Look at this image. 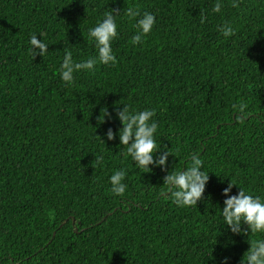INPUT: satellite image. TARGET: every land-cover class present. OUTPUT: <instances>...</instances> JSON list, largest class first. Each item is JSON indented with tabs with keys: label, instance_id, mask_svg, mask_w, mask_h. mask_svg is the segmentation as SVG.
<instances>
[{
	"label": "trees",
	"instance_id": "obj_1",
	"mask_svg": "<svg viewBox=\"0 0 264 264\" xmlns=\"http://www.w3.org/2000/svg\"><path fill=\"white\" fill-rule=\"evenodd\" d=\"M216 2L0 0V264H241L248 236L220 208L230 182V195L241 186L264 198V0H220L219 13ZM129 7L156 16L142 43ZM112 11L115 63L62 81L65 52L95 58L89 29ZM32 35L45 56L33 57ZM125 105L154 111L157 143L173 153L165 169L144 173L118 135L107 140ZM193 153L209 180L196 205L177 206L163 178ZM120 168L117 196L109 177Z\"/></svg>",
	"mask_w": 264,
	"mask_h": 264
},
{
	"label": "clouds",
	"instance_id": "obj_2",
	"mask_svg": "<svg viewBox=\"0 0 264 264\" xmlns=\"http://www.w3.org/2000/svg\"><path fill=\"white\" fill-rule=\"evenodd\" d=\"M235 6L236 0H233V7ZM221 8L222 3L217 0L212 10L219 13ZM125 14L129 18L140 17L137 20V34L133 36V43H142L143 37L153 29L156 16L149 12H145L141 16L138 9L134 7H129ZM221 32L223 36L228 37L233 34V28L225 25L221 28ZM88 35L95 42L97 56L76 62L71 51H66L59 69L62 81L72 83L74 73L82 70H93L97 62L104 65L115 63L116 57L113 54L112 41L118 35L116 13L114 11L106 12L104 18L98 21L95 27L89 29ZM29 42L33 57L36 55L43 57L49 51V45L42 37L38 39L37 35H32ZM234 107L236 106L234 105ZM245 108V104L239 105L241 113L244 112ZM154 115L153 110L135 111L131 110L130 106L125 105L122 110H116L115 118L122 124L118 133H114L111 128L105 133L109 141L118 135L120 145L126 147L127 155L135 166L144 173L152 170L150 166L165 169L169 156L173 154L169 149L162 151L160 143H157L155 134L158 124L153 119ZM106 117H110V113L107 109H103L98 118L99 123L103 124ZM157 153H159L158 156ZM190 159V166L183 170H171L163 178V185L166 186L164 194L169 196L177 206L196 205L201 200L209 180V172L204 171L200 156L193 153ZM126 175V169L120 168L109 177L111 192L114 195L122 196L125 193L127 188L124 183ZM234 185L237 184L230 182L228 187L223 190V195L226 197L223 201V208H220L223 224L233 234L248 236L250 248L244 254L241 264H264V198L249 194L241 186L237 194L230 195ZM243 225H246L247 228H244ZM254 235H258L259 238L250 239ZM223 264H228V258H225Z\"/></svg>",
	"mask_w": 264,
	"mask_h": 264
}]
</instances>
